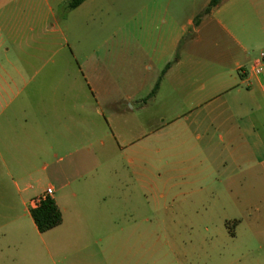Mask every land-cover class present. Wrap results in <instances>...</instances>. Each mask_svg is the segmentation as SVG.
I'll return each instance as SVG.
<instances>
[{"label": "crops", "instance_id": "crops-1", "mask_svg": "<svg viewBox=\"0 0 264 264\" xmlns=\"http://www.w3.org/2000/svg\"><path fill=\"white\" fill-rule=\"evenodd\" d=\"M131 1L140 2L134 15L139 22L159 27L165 0ZM68 6L69 0H0V264H22L37 250H47L42 237L58 227L39 233L31 211L46 198L48 188L60 213L63 199L54 195L59 191L68 189L71 199L96 198V160L98 154L107 156L109 138L117 145L112 157L143 156L142 149H133L143 135L127 143L126 131L114 123L123 110L112 101L109 88L97 87L102 68L110 67L109 52L98 58L94 46L89 56L74 59L76 70L67 81L69 30L96 29L95 0H84L74 9ZM194 20L192 37L182 41L183 29L167 49L151 41L124 44L142 52L143 69L151 78L159 80L171 63L154 95L148 91L139 103L138 91L125 97L135 104L130 110L145 112L151 104L159 105L167 86L194 112L186 120L190 132L185 142L204 152L208 178L219 179L205 189L213 193L221 188L241 202L239 194L261 191L246 178L264 177V66L260 75L252 73L264 53V0H224L197 26ZM111 45L105 48H116ZM102 102L111 111L106 117L112 129L108 139L100 133L98 119L106 112ZM43 171L54 178L57 189L48 186L33 194L31 182ZM6 178L12 179V187ZM231 257L238 261L240 256Z\"/></svg>", "mask_w": 264, "mask_h": 264}, {"label": "rangeland", "instance_id": "rangeland-1", "mask_svg": "<svg viewBox=\"0 0 264 264\" xmlns=\"http://www.w3.org/2000/svg\"><path fill=\"white\" fill-rule=\"evenodd\" d=\"M95 2V31L68 32L67 81L76 70L74 59L89 56L94 46L98 58H106L109 52L110 67L102 68L97 87L109 88L112 101L123 110L114 123L126 131L127 143H135L143 135L133 146L134 151L142 149L143 156L112 157L117 145L107 137L112 132L106 118L111 111L102 102L106 112L98 119L100 133L110 148L107 156H97L96 198L71 199L68 189L55 193L63 199L62 223L42 237L47 250H37L22 264H264V237H252V233L264 234V177L246 178L261 191L239 194L241 202L221 188L211 193L205 187L219 179L208 178L204 152L185 142L190 132L186 120L194 114L191 108L174 98L167 86H163L159 105L151 104L145 112L130 110L135 104L125 97L138 91L135 100H145L158 79L143 69L142 52L124 44L151 41L159 43V49H167L183 29L182 41L189 40L194 29L191 22L206 0H165L156 29L134 16L139 1ZM105 44L116 48L106 49ZM118 144L125 146L119 140ZM247 151V147L242 150L244 154ZM6 183L12 187L11 178H6ZM31 184L33 194L48 186L57 189L54 178L45 171ZM243 201L253 206H242ZM232 255L240 256L238 261Z\"/></svg>", "mask_w": 264, "mask_h": 264}, {"label": "trees", "instance_id": "trees-1", "mask_svg": "<svg viewBox=\"0 0 264 264\" xmlns=\"http://www.w3.org/2000/svg\"><path fill=\"white\" fill-rule=\"evenodd\" d=\"M83 1L84 0H69L68 7L69 9H74ZM223 1L224 0H211L206 8L195 18L194 25L197 26L204 15L208 14L212 9L219 6ZM177 59L178 56L176 55L173 62L177 61ZM170 65L171 63L166 65L161 77L163 76V74H165ZM160 79L154 86L151 95L156 92ZM31 217L39 233L50 231L58 227L62 222L61 213L55 205V202L51 198H45L44 200H42L39 205L31 211Z\"/></svg>", "mask_w": 264, "mask_h": 264}, {"label": "built area", "instance_id": "built-area-1", "mask_svg": "<svg viewBox=\"0 0 264 264\" xmlns=\"http://www.w3.org/2000/svg\"><path fill=\"white\" fill-rule=\"evenodd\" d=\"M264 66V53H260L257 60L254 62L252 66V73L255 76H258L262 73ZM53 194L52 189L48 188L45 192L46 198H50V196ZM45 199V198H44Z\"/></svg>", "mask_w": 264, "mask_h": 264}]
</instances>
